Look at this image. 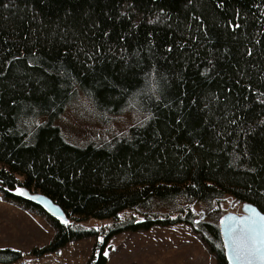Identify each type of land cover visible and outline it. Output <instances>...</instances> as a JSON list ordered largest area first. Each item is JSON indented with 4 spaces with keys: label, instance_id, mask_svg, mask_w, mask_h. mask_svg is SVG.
<instances>
[{
    "label": "trees",
    "instance_id": "trees-1",
    "mask_svg": "<svg viewBox=\"0 0 264 264\" xmlns=\"http://www.w3.org/2000/svg\"><path fill=\"white\" fill-rule=\"evenodd\" d=\"M80 93L101 124L131 125L66 142L56 120ZM0 188L65 212L39 255L96 220L110 225L87 264H107L113 235L185 223L235 264L220 205L264 214V0H0Z\"/></svg>",
    "mask_w": 264,
    "mask_h": 264
},
{
    "label": "rangeland",
    "instance_id": "rangeland-1",
    "mask_svg": "<svg viewBox=\"0 0 264 264\" xmlns=\"http://www.w3.org/2000/svg\"><path fill=\"white\" fill-rule=\"evenodd\" d=\"M43 119H37V123ZM131 123V116L124 115L109 126L101 124L92 103L82 93L56 120L66 142L76 146H84L88 140L103 138L112 132H123ZM220 208L223 216L229 212L242 214L243 206L229 199ZM107 225L110 224L92 220L80 227L93 229L94 234L72 239L39 255L34 250L48 247L56 228L47 216L5 198L0 188V248H13L22 253L20 260L9 264H87L96 243L104 240ZM105 252L107 264H218L200 235L185 223L117 233L110 238Z\"/></svg>",
    "mask_w": 264,
    "mask_h": 264
},
{
    "label": "snow or ice",
    "instance_id": "snow-or-ice-1",
    "mask_svg": "<svg viewBox=\"0 0 264 264\" xmlns=\"http://www.w3.org/2000/svg\"><path fill=\"white\" fill-rule=\"evenodd\" d=\"M17 194L25 193L18 191ZM252 213L244 222L228 225L227 228L229 241L226 246L230 247L231 258L237 264H264V215L256 213L255 209H252ZM62 222L67 224L66 220Z\"/></svg>",
    "mask_w": 264,
    "mask_h": 264
},
{
    "label": "water",
    "instance_id": "water-1",
    "mask_svg": "<svg viewBox=\"0 0 264 264\" xmlns=\"http://www.w3.org/2000/svg\"><path fill=\"white\" fill-rule=\"evenodd\" d=\"M24 193L25 194L21 195V196L23 198L27 199L34 206L40 208L48 217H50L52 219L60 220V221L66 220V214L63 211V209L58 204H56L47 195H45L41 192H33V193L24 192ZM252 209H255L256 213L264 215L256 207H254L252 205H245L242 209L243 215L237 214L234 212H229V213L223 215L220 219V222L224 221V223H221V227H222V234H223V238H224V246L226 249V253L230 256L231 262H233L235 264H237V262L231 258V249H230V247L226 246L227 242L229 241V234L227 231L228 227L225 229L224 225L226 223H228V225H232V224L244 222L247 217H249L253 214ZM229 218H234V219H229Z\"/></svg>",
    "mask_w": 264,
    "mask_h": 264
},
{
    "label": "flooded vegetation",
    "instance_id": "flooded-vegetation-1",
    "mask_svg": "<svg viewBox=\"0 0 264 264\" xmlns=\"http://www.w3.org/2000/svg\"><path fill=\"white\" fill-rule=\"evenodd\" d=\"M241 215H243V213L241 214ZM228 227V223H226L225 225H224V228L226 229Z\"/></svg>",
    "mask_w": 264,
    "mask_h": 264
},
{
    "label": "bare ground",
    "instance_id": "bare-ground-1",
    "mask_svg": "<svg viewBox=\"0 0 264 264\" xmlns=\"http://www.w3.org/2000/svg\"><path fill=\"white\" fill-rule=\"evenodd\" d=\"M22 197V196H21ZM23 198V197H22ZM23 199H25V198H23Z\"/></svg>",
    "mask_w": 264,
    "mask_h": 264
}]
</instances>
